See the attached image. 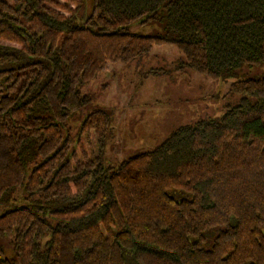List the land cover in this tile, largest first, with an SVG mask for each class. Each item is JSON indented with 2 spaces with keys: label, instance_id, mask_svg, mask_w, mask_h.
I'll use <instances>...</instances> for the list:
<instances>
[{
  "label": "trees",
  "instance_id": "trees-1",
  "mask_svg": "<svg viewBox=\"0 0 264 264\" xmlns=\"http://www.w3.org/2000/svg\"><path fill=\"white\" fill-rule=\"evenodd\" d=\"M64 1L0 0V264H264V76L116 167L79 154L69 126L109 63L156 45L214 79L262 65L264 0H93L88 16ZM153 22L161 33L130 30ZM111 125L95 110L79 136L101 152Z\"/></svg>",
  "mask_w": 264,
  "mask_h": 264
},
{
  "label": "rangeland",
  "instance_id": "rangeland-1",
  "mask_svg": "<svg viewBox=\"0 0 264 264\" xmlns=\"http://www.w3.org/2000/svg\"><path fill=\"white\" fill-rule=\"evenodd\" d=\"M84 1L88 16L93 0ZM130 30L157 35L162 27L153 22L136 24ZM185 60L177 45L165 43L130 63H109L82 89L91 97V103L69 124L78 153L85 149L90 156H100L105 166L116 167L132 156L152 150L180 126L221 118L229 108L241 104L242 96L231 91L234 81L264 76L263 63L245 65L235 78L214 79L186 67ZM99 109L107 110L112 117L110 136L101 152L95 133L79 136L82 119ZM0 242L12 255L11 239Z\"/></svg>",
  "mask_w": 264,
  "mask_h": 264
}]
</instances>
